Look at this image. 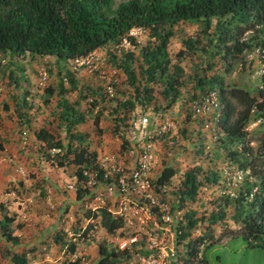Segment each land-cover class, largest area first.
<instances>
[{"label":"rangeland","instance_id":"1","mask_svg":"<svg viewBox=\"0 0 264 264\" xmlns=\"http://www.w3.org/2000/svg\"><path fill=\"white\" fill-rule=\"evenodd\" d=\"M122 1L125 0H115V3ZM200 28L199 24L190 22L174 27V37L168 46L172 64L176 63L175 56L183 49L184 40L201 39ZM251 35L249 32L244 38ZM133 37L138 47L150 41L148 32L134 33ZM203 44L206 45L205 39ZM127 50L136 55L139 51L126 41L120 47L99 49L78 63H63L54 57L27 54L17 58L0 53V206H3V213L14 216L15 222L10 228L12 236L18 238L16 244L9 242L0 231V264H13V254L21 253L27 255L28 264H68L76 258L80 259V264H96L99 244L119 252L117 239L122 235H118L117 231L107 233L101 223L95 222L92 231L83 236L81 230L88 224L86 213L82 201L80 203L70 198H75V193L68 188L75 185L78 168L74 164L59 167L57 162L65 153V148L56 154L37 138L39 131L44 130L64 146L68 143L57 95L58 85L67 70L74 71L78 83L77 89L68 90L64 98L78 113L85 115V122L76 125L71 132L84 137V145L88 146L89 151L97 153L99 163L105 156H114L115 160L123 157L129 146L138 139L133 123H137L140 116L147 115L152 125L170 124L167 135L153 141L156 156L153 179L156 181L165 166L174 168L176 175L165 186L164 201L170 205L174 215L193 213L198 224L190 238L176 243L177 254L167 264L184 263L188 243L203 235L211 213L220 211L225 214V219L212 227V235L214 241H221L208 248L207 243L199 247V263L204 264V257L207 264H264V246L252 248L239 234L242 225L240 220L235 219V200L229 197L232 192L239 196L240 191L245 192L247 188L252 187V191L255 185L260 189L258 180L249 171L243 181L237 183L235 171L240 169L238 163L243 160L229 157L224 147L229 144H224L225 137L218 132L212 117L193 119L189 112L192 98L202 95L194 89L198 77L218 74L229 88L249 91L259 88L263 64L258 50L245 52L239 60L232 61L228 71L225 70L226 62L220 60L219 56L215 57L213 51L189 54L180 64L184 73V87L171 108H166L162 87L151 84L153 100L150 104L136 103L133 110H124L119 107L120 103L133 99L134 92L123 71L112 66L109 56L112 53L120 55ZM208 64H214L213 69L204 71ZM134 69L140 79L138 62L134 64ZM43 72L47 74L46 81H42ZM108 86L113 90L112 97L106 96ZM64 87L69 88L66 81ZM48 88L55 90L50 98L46 93ZM46 99H49L48 104L45 103ZM93 100L96 102L94 108L91 106ZM99 114L96 128L93 123ZM122 117L128 120L118 124L116 119ZM116 125L120 126L118 132L115 131ZM261 128L259 120L255 119L246 127L248 135L244 144L248 143L254 154L261 139ZM123 140L128 141L127 145L122 144ZM76 147L77 143L74 142L73 149ZM228 148L240 152L242 145L233 144ZM126 167L127 171L132 167L128 160ZM194 168H201L202 174L216 173L218 182L203 185L194 201L185 200L181 205L179 199L184 175ZM202 174L198 179L201 182L204 181ZM2 212L0 210V221ZM60 231L65 234L63 239L66 242L75 243V255L54 243L55 233ZM130 263V258L125 256L115 264Z\"/></svg>","mask_w":264,"mask_h":264},{"label":"trees","instance_id":"2","mask_svg":"<svg viewBox=\"0 0 264 264\" xmlns=\"http://www.w3.org/2000/svg\"><path fill=\"white\" fill-rule=\"evenodd\" d=\"M183 22L199 24L201 39L184 40L183 49L176 54V63L172 64L168 46L174 37V27ZM135 28H142L148 32L150 41L143 47H138L136 38L129 34ZM249 32L252 35L244 38ZM204 39L206 45H201ZM123 40L133 48L139 49L137 55L127 50L120 55L112 53L109 56L112 66L123 71L134 92L133 99L120 103L119 107L124 110H133L136 103L145 106L150 104L153 100L151 84L162 87L166 108H171L184 87V73L180 64L189 54H195L197 51L208 54L213 51L215 57L219 56L220 60L226 62L225 70L228 71L232 61L239 60L245 52L258 50L263 72L260 77V87L255 91L238 87L229 88L225 85L224 78L218 74L196 78L194 89L202 94L210 90L218 92L222 113L215 123L217 130L224 135V144L228 142L229 145H242V149L240 152H233L228 148L229 145L224 147L228 150L230 158L237 160V157H240L243 160L238 163L240 170L243 172L249 170L258 180L260 189L257 185L253 186L258 192L251 202H246L243 194L249 195L252 187L247 188L244 193L240 191L239 196L234 199L235 219L240 220L242 227L239 234L248 245L252 248L263 247L264 0H125L119 4H116L115 0H0V53L11 57L22 58L30 54L54 57L57 61L67 63L84 59L107 46L120 47ZM136 62H138L140 79L134 69ZM213 67L214 64H208L204 71L212 70ZM73 73L74 71L68 70L64 73L65 77L60 80L57 94L58 106L62 111L60 118L66 124L67 145L64 146L60 141H56L44 130L39 131L37 138L44 141L51 149L62 151L65 148V153L57 165L65 167L74 164L78 168L75 199L82 201L88 194L80 184L83 181L82 170H97L99 180H102L104 171L97 162V153L89 151L88 146L84 145V137L71 132L76 125L85 122V115L78 113L64 98L68 90L77 89L78 82ZM65 81L69 85L68 89L64 87ZM54 92L52 88L46 89L48 98L52 97ZM194 99L197 97H193L192 101ZM45 103L48 104L49 99H46ZM91 106L93 108L96 106L94 100ZM100 115L96 116L93 123L96 128ZM252 119L259 120L262 127L261 139L255 154L248 147V143L244 144L248 135L246 127ZM126 120H128L126 117H122L116 119V122L119 124ZM119 128L120 126L116 125L115 131L118 132ZM74 142L78 146L75 150ZM127 143V140H123L122 144L127 145ZM201 174V168H194L185 173L180 190L181 205L185 200L194 201L203 185L217 184L219 176L216 173L202 174L203 182L198 180ZM175 175L174 168L165 166L156 184L161 187L167 186ZM0 210L1 212L4 210L3 206H0ZM86 215L89 218L91 214L87 212ZM92 218L97 216L93 215ZM100 218L102 227L109 234H114L122 226L120 221L113 220L105 210L100 211ZM184 219L185 224L179 227L181 230L179 242L190 238L198 224L193 213H186ZM224 219L225 214L222 211L211 213L204 234L188 243L185 264H190V258L197 256L200 246L207 243L206 248H208L221 241V239L214 241L212 227ZM14 222V216L3 213L0 231L7 241L16 244L18 238L12 236L10 228ZM92 229V225H87L83 236H87ZM63 235L65 234L61 231L56 232L54 243L62 245L71 255H75L77 250L75 243L66 242ZM98 254L99 259L96 264H115L127 255L125 252L108 250L104 244H99ZM11 260L13 264H28L25 253L13 254ZM202 261L207 264L204 257ZM80 263L78 258L68 262V264Z\"/></svg>","mask_w":264,"mask_h":264},{"label":"built area","instance_id":"3","mask_svg":"<svg viewBox=\"0 0 264 264\" xmlns=\"http://www.w3.org/2000/svg\"><path fill=\"white\" fill-rule=\"evenodd\" d=\"M143 32L142 28H137L130 35ZM46 79L47 74L43 72L42 81ZM106 93L109 97L113 96L110 86ZM189 109L193 119L212 117L216 123L222 113L218 92L207 91L191 101ZM133 124L138 139L129 146L123 157L115 160L114 156H105L101 163L97 159L100 169L104 171L102 180H99L97 170H82L83 181L80 184L88 191L82 199V208L84 213L91 214L90 217H99L100 211L105 210L113 220L122 223L117 230L118 235H122L117 239V250L127 254L130 264H167L177 254L176 243L181 235L179 227L185 224V219L181 213L173 214L163 198L165 186L157 185V179H153L156 165L153 141L165 137L171 126L168 122L152 125L147 115L140 116L138 122ZM53 152L58 154L60 150L53 149ZM127 160L132 163L128 171L125 168ZM235 172L237 183H241L244 176L249 174V170L243 172L239 169ZM76 184L68 188L75 192ZM253 195H245V198L250 200ZM229 197L236 199L238 195L232 192ZM184 256L187 257V252ZM189 261L190 264H199L200 255Z\"/></svg>","mask_w":264,"mask_h":264},{"label":"crops","instance_id":"4","mask_svg":"<svg viewBox=\"0 0 264 264\" xmlns=\"http://www.w3.org/2000/svg\"><path fill=\"white\" fill-rule=\"evenodd\" d=\"M75 193V192H74ZM75 195V194H74ZM70 196H71V193H70ZM72 200H74V201H76V199L74 198V197H70ZM76 202H80L81 203V201H76ZM88 215V214H87ZM86 214H85V216H86V218L88 217ZM91 216V215H90ZM87 221V225H93L95 222H97V224H100L101 223V220L99 219V217H97V218H92V217H89V218H87L86 219ZM101 225V224H100ZM94 228V227H93ZM92 231V230H91Z\"/></svg>","mask_w":264,"mask_h":264},{"label":"clouds","instance_id":"5","mask_svg":"<svg viewBox=\"0 0 264 264\" xmlns=\"http://www.w3.org/2000/svg\"><path fill=\"white\" fill-rule=\"evenodd\" d=\"M135 29H137V28H135ZM132 30H133V29H132ZM132 30H131V31H132ZM131 31H130V32H131ZM144 32H145V31H144ZM144 32H143V33H144ZM129 34H130V33H129ZM130 36H134V35H130ZM123 41H124V40H123ZM123 41H122V42H123ZM125 41H126V40H125ZM121 44H122V43H121ZM80 60H82V59L75 60V61H69V62L78 63ZM81 64H83V63H81ZM45 73H46V72H45ZM41 75H42V74H41ZM46 80H47V79H46ZM59 150H60V149H59ZM253 189H254V190H253ZM253 189H252L251 193H254V195H255V193H257L258 191H257L256 188H253ZM242 193H244V192H242ZM251 193H250V194H251ZM245 195H246V194H243V196H245ZM254 195H253V197H254ZM253 197H252V199H253ZM245 199H246V198H245ZM252 199H250V200L246 199V202H251ZM99 217H100V216H99ZM200 247H201V246H200Z\"/></svg>","mask_w":264,"mask_h":264}]
</instances>
